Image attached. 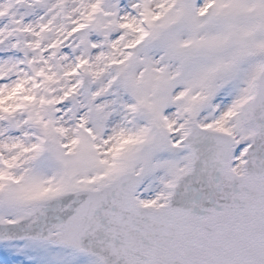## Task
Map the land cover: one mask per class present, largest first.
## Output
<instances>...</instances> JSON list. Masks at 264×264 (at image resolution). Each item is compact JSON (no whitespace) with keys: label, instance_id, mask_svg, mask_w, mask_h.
Here are the masks:
<instances>
[{"label":"snow or ice","instance_id":"snow-or-ice-1","mask_svg":"<svg viewBox=\"0 0 264 264\" xmlns=\"http://www.w3.org/2000/svg\"><path fill=\"white\" fill-rule=\"evenodd\" d=\"M0 264H264V0H0Z\"/></svg>","mask_w":264,"mask_h":264}]
</instances>
